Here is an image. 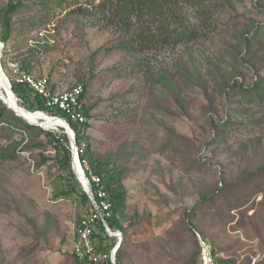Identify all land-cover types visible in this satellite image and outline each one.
I'll use <instances>...</instances> for the list:
<instances>
[{
    "label": "rangeland",
    "instance_id": "rangeland-1",
    "mask_svg": "<svg viewBox=\"0 0 264 264\" xmlns=\"http://www.w3.org/2000/svg\"><path fill=\"white\" fill-rule=\"evenodd\" d=\"M110 2L0 0L1 75L16 79L12 59L56 91L84 84L82 146L118 168L126 189L123 228L111 230L121 232L122 264H203L201 241L229 264H264V83L253 97L221 87L227 73L245 87L264 78V29L249 56L240 41L264 25V0L188 6L181 23L171 16L170 31L194 28L196 39L157 43L149 36L161 35L158 16L133 17L122 31L107 18ZM130 40L146 47L130 52ZM23 114L45 121L36 110ZM9 118L0 145L19 143L16 159L0 160V264H80L78 220L94 204L55 197L65 174L54 148Z\"/></svg>",
    "mask_w": 264,
    "mask_h": 264
},
{
    "label": "trees",
    "instance_id": "trees-1",
    "mask_svg": "<svg viewBox=\"0 0 264 264\" xmlns=\"http://www.w3.org/2000/svg\"><path fill=\"white\" fill-rule=\"evenodd\" d=\"M205 4V0H111L109 4V12L107 15L108 20L113 23L114 25L119 26L122 31L129 30L130 28V21L133 17H137L138 19H141L145 15H152L154 17H159L161 19V35L158 36V38H152L153 35L149 36V40L157 42H161L163 40H169L174 38L175 42L178 41H190L193 39H196L198 36V30L192 28L191 30L183 33L173 34L170 31V25L171 16L174 17V15L177 16L176 22H182L183 13L186 7L188 6H202ZM18 3L11 4L8 8V10H5V12L12 11L13 9L17 8ZM180 16V18H179ZM264 29V25L260 27V30L256 31V34L247 35L246 33H243L241 35L240 41L242 42V45L246 46L247 53L246 55L249 56V54L252 53V47H253V40L257 39L259 37V34L261 32V29ZM1 40L5 43L7 41V37L0 36ZM136 42H133L132 40L127 41L123 46L126 50L133 52V51H139L141 49H144L146 47L145 42H139L137 44L138 48L135 45ZM2 58V56H1ZM253 59V57H250V61ZM2 63V61H1ZM0 63V64H1ZM254 67L257 68V63L251 62ZM224 81L223 84L221 83V87L225 89V91L234 90L237 88L244 96H257L258 94L261 95V92H263L262 85L264 83V78L261 76L258 77L256 81L253 82L250 86H244L243 83L239 82V79H236L234 83L230 84L231 79H235L234 74L227 73L223 77ZM6 78L1 75L0 71V97L4 100L10 102L11 104L14 102V97L10 91V88L6 85ZM12 87L16 95L18 96L19 100L17 101L18 108L19 106V112L25 113V112H31L35 111L39 113V115L44 118L43 125L48 127L49 129L54 128H63V126H67V122L63 119L68 116L65 112L59 111V110H52L50 108H47L45 106L44 98L35 93L27 84L20 83L15 80H11ZM239 83V84H238ZM86 93V89L84 94ZM33 94V101L31 100ZM21 100L23 102H21ZM31 100V102H30ZM26 101V102H25ZM28 102V103H27ZM15 103V102H14ZM38 110V111H37ZM44 111V112H42ZM89 111L90 108H85V114L87 118L89 117ZM64 116H62V115ZM48 116H55V122H52ZM61 116V117H56ZM12 118L13 121H16L15 127H18L19 123L23 124L25 128L27 129H38L40 133L44 134L47 138V142L52 145L54 148L56 154L53 160L56 164H58L59 168L64 172V178L63 182L61 184V187L55 191V197L56 198H64L69 199L74 196V194L79 195L82 202H91L89 199L87 193L83 190L80 182L78 181L76 174L74 173L72 169V150L70 147V140L65 132L58 135L56 132L45 130L40 126L32 125L23 120L22 118L16 116L14 112L6 107V105L2 102L0 99V128H9L13 127L11 124L10 118ZM63 117V118H62ZM70 120V119H69ZM68 121V120H67ZM71 121V120H70ZM70 121H68L70 123ZM70 123L71 127L74 129L76 134V142L80 149H82V152L80 153V158L82 161L89 160L90 165L93 167V171L98 174L103 181L104 188L107 192V200L110 202L111 207L109 209V215L105 216V219L108 223V226L111 230L116 229H122L121 225V219L118 216L119 212L122 211L125 207V198H126V189L122 182V172L118 170V168L115 170L112 166L113 164L108 161H101L97 158H94L91 154V144L88 142L84 146H82V142L84 141L82 139V134L84 133L85 129L89 127L87 124V121L83 124L78 122ZM227 122V121H226ZM224 122V124H226ZM220 132H217V135H219ZM19 142H13L12 144H8L6 146L0 145V160L1 161H10L13 159H16L17 156V149L16 145ZM38 147L42 146V142H37L36 144ZM48 160L45 156L42 155L41 163H44ZM39 163V164H41ZM75 168L77 169L76 163ZM86 174L88 175V170L86 171ZM93 189L94 186H93ZM94 208V207H93ZM91 212V211H90ZM192 217H189V220H191ZM192 231V227L190 228ZM203 239H205L203 237ZM93 242L96 246L97 252L102 253H110L111 250L115 246V241L113 236L109 235L106 231V228L103 224V221L100 219L97 222L95 233L93 235ZM121 251V245L119 249L117 250V257H115L116 264H122L121 263V257H119V253ZM213 255V251H212ZM76 260L81 264L79 259L75 256ZM217 264H229L230 260H222L218 258H214ZM89 264H95V263H89ZM99 264H112L110 259H106Z\"/></svg>",
    "mask_w": 264,
    "mask_h": 264
},
{
    "label": "built area",
    "instance_id": "built-area-1",
    "mask_svg": "<svg viewBox=\"0 0 264 264\" xmlns=\"http://www.w3.org/2000/svg\"><path fill=\"white\" fill-rule=\"evenodd\" d=\"M8 65L16 75L15 81L27 84L35 93L41 95L44 98L47 108L65 112L68 118L74 122L83 124L88 120L85 114L86 98L84 84L78 83L69 89L56 91L51 87L47 77L37 76L25 70L18 61L9 59ZM79 152L81 153L82 149L78 148L80 157ZM86 171L84 173L91 184L96 203L90 213L82 216L78 220L73 251L81 264H99L106 259H110L113 263V249L110 253L97 252L93 242L96 225L100 219L106 228L107 221L105 216L109 215L111 204L106 198L107 192L104 188L102 178L91 170H88L87 175ZM93 186L95 189H93ZM118 233L119 231L116 232V234ZM202 260L203 264H217L212 256L211 248L204 242L202 244Z\"/></svg>",
    "mask_w": 264,
    "mask_h": 264
},
{
    "label": "water",
    "instance_id": "water-1",
    "mask_svg": "<svg viewBox=\"0 0 264 264\" xmlns=\"http://www.w3.org/2000/svg\"><path fill=\"white\" fill-rule=\"evenodd\" d=\"M4 46H5L4 42L0 39V63L2 61L1 56H2V50H3ZM7 84L9 86V88H10V91H11L13 97H14L15 105L18 106L17 101L19 100V98L16 95V93L14 92L13 87H12V82H11V80L9 78H7ZM0 99L6 105V107L8 109H10V110H12L14 112V114L16 116L22 118L23 120H25L29 124L40 126L43 129H49L48 127H46V126L38 123L37 121L29 120L22 112H19L16 109V107H14L10 102L7 103V101H4L1 97H0ZM19 108L21 109L20 106H19ZM42 112H44V111H42ZM53 117H55V116H53ZM56 117H61V116H56ZM63 119L67 122V126H63V127H64V132L67 134V136H68V138L70 140V147H71V150H72V169H73L74 173L76 174V177H77L78 181L80 182L83 190L87 193V195H88L89 199L92 201V203L95 204L96 203V200H95L94 195L92 193L91 184H90L87 176L85 175L84 171H82L83 172V177H84L85 181L82 180V177H80L78 175V170L75 168V160L78 159V161L80 162V157H79V154H78V147H77V142H76V134H75V131L71 127L70 123L65 118H63ZM106 231L111 236H117V235H119V241L117 242V244L113 248V259H114V262L112 264H116V262H115V256H116L117 250L119 249V247L121 245V239H122L121 232L119 231V233L116 234V232L111 231L110 227L108 226V223H106ZM200 240H201V238H200ZM201 243L203 244V241H201Z\"/></svg>",
    "mask_w": 264,
    "mask_h": 264
},
{
    "label": "bare ground",
    "instance_id": "bare-ground-1",
    "mask_svg": "<svg viewBox=\"0 0 264 264\" xmlns=\"http://www.w3.org/2000/svg\"><path fill=\"white\" fill-rule=\"evenodd\" d=\"M2 76L5 77V75H4V73H3V70H2ZM5 78H6V77H5ZM6 80H7V78H6ZM6 82H7V81H6ZM6 85H7V84H6ZM8 87H9V86H8ZM48 118H50V120H51L52 122H55V118H54L53 116H48ZM75 163H76V166H77L78 175H79L80 177H82V180L85 181V179H84V177H83V172H82V171H84V169H83V167H82V164L78 161V159L75 160Z\"/></svg>",
    "mask_w": 264,
    "mask_h": 264
}]
</instances>
